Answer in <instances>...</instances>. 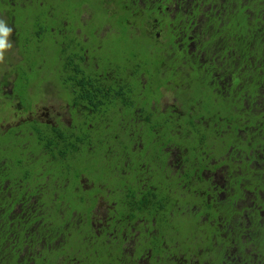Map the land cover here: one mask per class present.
Masks as SVG:
<instances>
[{"label":"trees","instance_id":"obj_1","mask_svg":"<svg viewBox=\"0 0 264 264\" xmlns=\"http://www.w3.org/2000/svg\"><path fill=\"white\" fill-rule=\"evenodd\" d=\"M138 2L0 0V11H8L11 17L21 6L38 7L42 18L28 15L15 21L21 28L29 18L34 20L31 28L21 29L28 30L30 36L20 33L18 44L26 43V49L20 47L24 55L25 50H34L28 39L36 40V44L45 39L53 42L55 35L60 86L69 84L65 98L71 108L69 124L31 119L0 128V264H120L111 255L106 257L114 250L110 247L115 241L111 237L101 235L93 240L88 253L79 249L71 234L75 217L67 207L73 211L91 206L84 203L78 189L80 177L92 173L111 191L109 200L115 204L108 211L113 217L125 224L138 220L140 235L142 220L154 218L165 226L151 235V243L141 239L134 251H126L119 261L141 264L142 258L147 264H169L163 260V240L170 242L174 233L183 231L186 220L179 219L172 209L175 204L168 202H187L198 184L208 186L209 179L200 178L201 170L215 157L219 161L214 167L224 165L218 188L232 191L222 199L224 205L217 195L208 203V218L199 226L208 233L210 242L197 245L204 248L215 240L216 254L224 256L227 264H237L232 260L238 258L242 263L257 256L264 260V224L260 226L251 214L245 217L242 209L234 208L241 194L264 196V0H142V7ZM172 3L186 6L185 10L171 11ZM84 14L90 15L85 22ZM137 18L135 30L132 24ZM105 24L110 25L107 31L102 27ZM153 24L156 27L152 29ZM117 30L125 40L124 61L113 65L109 59L103 64V40ZM157 31L166 32L165 42H160ZM93 54H97L94 65L89 59ZM99 59L101 68L97 65ZM38 66L18 64L13 68L16 76L11 91L0 90L3 106L17 105L26 111L37 103L39 97L31 94L34 86L27 72L41 69L42 64ZM113 67L120 71L118 75L129 70L138 75L130 77L127 85L116 83L108 76L114 73ZM140 74L158 83L157 98L165 82L177 87L179 107L170 105L152 119L154 111L141 109L136 114V106L113 95L121 94L124 86L130 91L134 86V91L140 93ZM103 78L112 83L102 86ZM199 104L203 105L200 110ZM204 118L218 125L205 131L196 121ZM221 130L225 131L222 135ZM206 133L216 135L212 138ZM170 141L186 147L193 156L199 154L200 164L198 172L194 174V168L185 179L178 177V172L166 179V184L173 186L162 190L163 184L156 185L159 176L153 168L159 161L161 143ZM139 144L142 148L132 147ZM257 150V163L250 169L251 175L243 179L232 164L243 162L247 152L255 155ZM74 154L76 161L72 160ZM64 176L69 184L60 183L54 188L52 181ZM198 179L202 182L197 183ZM215 201L218 208L213 205ZM195 221L193 218L192 223ZM171 264L177 262L172 260Z\"/></svg>","mask_w":264,"mask_h":264},{"label":"flooded vegetation","instance_id":"obj_2","mask_svg":"<svg viewBox=\"0 0 264 264\" xmlns=\"http://www.w3.org/2000/svg\"><path fill=\"white\" fill-rule=\"evenodd\" d=\"M182 7L183 6L180 4L174 5V3H172L171 11H174ZM164 8L168 9L167 6ZM11 19H12V23L14 24V30H15V31L13 30L12 36H15L17 26L15 25L16 23L14 22L13 16L11 17ZM137 21H138V18L132 24L135 30H138L136 26ZM156 21L157 20H155L153 23H156ZM105 25H102V27L104 28ZM155 27H156L155 24L151 25L152 29ZM160 33L161 31L160 32L157 31L156 36H159ZM16 41H17V38H16ZM18 46H19V49L20 47H22L21 49L23 48L26 49L25 47L26 43L18 44ZM192 47L193 46H191L190 48ZM119 72H114L113 74L110 73L108 74V76L109 78L115 79L116 83H124V85L128 84L127 80H130V77H137L138 75V74H133L132 70H129V71H125V72H128L129 76L124 77L125 74L121 75V73H123L121 72L118 75ZM15 76H16V73H15ZM140 78H141V83L143 82L146 83L147 79L144 78L142 74H140ZM103 79H104V82L101 83L102 86H107L109 85L108 83H112L110 81H107L108 82L107 83L106 78H103ZM165 85H167V82H165ZM149 90L152 91L153 89L150 88ZM10 91H11V88H10ZM139 91L140 93L135 92L134 86L131 91L128 90V86H124V88L122 87L121 94H116L115 92H113V95L116 98L118 97L119 100L121 99V97L123 99L125 98L129 104L136 106L135 107L137 110L136 114H138V111L141 109H144L146 111H149V110L154 111V114L152 115V119H154L158 115H161L160 113L167 109V108H164L163 110H160L159 107L155 104V102L159 100L162 94L159 95L157 98L156 92L154 93L153 96L150 97V94L152 92L148 93L147 91L146 93H144L145 91L141 89ZM160 91L162 92L163 89L161 88ZM38 97H39V101L41 104L42 99L40 98L39 95ZM66 102H67L68 114L71 120V108L68 103V99H66ZM35 106L36 104L31 105V107L26 111L27 112H30L32 110L34 111ZM19 108L22 109L21 107ZM202 108H203V105L201 104V106L198 109L200 110ZM31 119L32 120L36 119L40 122H46L52 125H58V122H50L45 119L42 120V117H32L30 119H25V120H31ZM208 120H211V118H208ZM217 125L218 123L216 125L214 124V126H217ZM215 132H217L216 129H215ZM206 135L214 138L216 134L206 133ZM132 147L142 148L141 144H139L138 146L133 145ZM257 151L258 152H256L255 155H254V152L252 151L247 152L244 155L243 162L240 161L239 163L232 164V166H234L233 168L235 169V171L243 179L246 176L251 175L250 169L254 167V165L257 163L256 159H257L259 150ZM201 153L204 155H207V153L205 152H201ZM157 155L159 157V161L157 162V164L154 166L153 169L155 170L156 173H158V176H159V180L156 185L159 186L160 184H163V186L160 188L162 190L167 188L168 186H173L172 184H166L167 182L165 180L174 176L177 172H178L177 173L178 177L181 176V179H185L186 177H188L187 173L192 172L194 168H195L193 171L194 174H196L199 170L198 168V165L200 164L198 160V157H200L199 154L198 155L194 154L193 156L192 153L190 154L188 152L186 147H182V146L179 147L176 145L174 141H170L166 145L161 143L157 151ZM137 158H139V156H137ZM76 159H77V154H74L72 156V160L76 161ZM218 161H219V158L215 157V159H212L207 162V165H209L208 167H205L201 170V175L203 174V176L200 178L203 180L209 179L210 182L208 186L206 187L203 184H200V185L198 184L197 191H195L193 198L191 200L187 202H181L179 204H177V202L173 200L168 202L169 205H172V203L175 204V207L172 209L176 211V213L179 216V219L184 218L186 220L185 221L186 226L184 227L183 231L181 230V231L174 233L173 238L171 239L170 242L166 240L167 238L163 240V246H164L163 248L165 249L164 252L166 253V257L163 260L168 261L169 264H171L172 260L176 261L177 264H227V261L224 256H220L216 254L217 246H215V240L209 246L204 247V248L202 246L197 245L198 242H203V243L210 242L208 233H206V231L201 226H199V224H203V221H205L208 218V215H209V210L207 209V205H209L208 203L213 198L216 200L215 196L217 195V199H221L222 201L221 204H222L223 203L222 199H224L225 196H227L232 191V189L228 188V191L225 192L224 190H220L218 188V183L219 181H221L222 183V175L224 176L223 174L224 165H220L218 167L213 166ZM140 165L143 166L144 162L140 163ZM235 171L232 170L231 171L232 174H234ZM87 176L82 175L80 177L79 179L80 188L78 189V192H80L83 195L84 203L87 205H91V206L87 210H82V209L76 210L75 209L73 211L71 207L69 206L67 207L68 211L74 214L72 215V217H75V219L73 220L74 225L71 226L72 228L71 234L73 235L75 240L77 239V244L80 245L79 249L84 250L83 252H88V253H90V248L92 247L93 240L97 239L101 235L111 237L112 239L115 240L112 242L110 246L114 250L111 251V254H108V255L106 254V257H109V255H111V258H114L116 261L118 260L120 264H123L119 260H121V258L126 255V251L129 250L130 252H133L136 245L140 243L141 239H144L146 243H151V241H153L152 240L153 238L151 235H153L155 232H159L160 229H164L165 226L160 222H155L154 218L152 219V221L142 220V223L144 225H141V228H142L141 235H143L141 236L139 233V229H137L138 220H135L134 224H129V223L125 224L124 221H122L119 218L113 217L112 214L108 211L109 207H113L115 202L112 200H109V195L111 191H108V189L105 188V185L103 184V182H101L102 180L101 179L97 180L94 173H92L91 175H87ZM227 177L229 178V176ZM57 179L52 181L51 183L53 184L54 188L59 186L60 183L62 185L63 183L69 184L70 182L67 176H64V178H61V179L59 178ZM94 180H97L98 182ZM201 182L202 181L198 179L197 183H201ZM46 183H47V180H46ZM215 183L217 184L213 186ZM164 184H166L167 186H165ZM46 188H48V186ZM258 193L260 194V192ZM241 195L242 197L238 198L235 201L234 208L240 209V210L242 209V211H244L242 215L245 217L251 214V216L255 218V222H257L260 226H262L264 224V196L261 195L259 196V198H256L254 197L255 193L253 192H247ZM217 204L218 203L216 201L213 203L215 208H218ZM222 205H224V203ZM166 208L171 209V207H166ZM193 218L196 219L194 223H192ZM218 219L220 220V218ZM130 228H132L133 230L130 231ZM79 229L81 230L79 231ZM63 235L64 234H61V238ZM164 237L165 236H163V238ZM235 239L236 238L234 237L233 241ZM124 243H126L128 246H125ZM249 250H250L249 248H245L246 252H249ZM128 255L132 256V254H128ZM95 258L100 259L101 257L95 256ZM248 259L250 262H244V263H242L240 261L241 259L239 258L235 259L236 261L233 259L232 263L254 264L256 262L263 261L262 264H264V260L259 259L258 256L254 257V259L253 257H250ZM139 262L141 264H147L146 261L143 260L142 258H139ZM161 264H164V263H161Z\"/></svg>","mask_w":264,"mask_h":264},{"label":"rangeland","instance_id":"obj_3","mask_svg":"<svg viewBox=\"0 0 264 264\" xmlns=\"http://www.w3.org/2000/svg\"><path fill=\"white\" fill-rule=\"evenodd\" d=\"M139 7H142V0H139L138 4ZM186 6H183V10H185ZM141 11V9H140ZM32 16L33 18L36 17H43L40 14V11L38 7L34 9H30L29 5L21 6L19 11H16L12 13V16L14 17V22L26 19L25 16ZM84 14L82 16L83 22L86 21V19L90 15ZM153 15H155L154 19H157V15L155 12H153ZM174 13L171 12L170 16L173 18ZM152 19V17L150 18ZM149 19V20H150ZM148 20V21H149ZM33 19L29 18L27 22L25 21L23 25H21V28L16 29L15 36H12L13 30H14V24L12 23V19L10 16V13L8 11L3 12L0 11V90L2 92H8L11 88V82L15 76L16 66L18 64H29L30 66L36 65V67L40 68L38 65L41 63L42 67L41 69L34 70H28L27 77L30 78L31 81H33L34 89L32 88L31 94L36 95L38 94L40 96L41 104L38 99L34 111H23L20 109L17 105L14 106H3V95L0 93V128L6 129L9 126L18 125L25 119H30L32 117H42V120H48L50 122H62V123H69L70 116L68 114V108H67V102L65 97H67L68 92V86L69 84L65 85L63 88H61V80L62 75L58 71V57L57 54L58 51V43L55 39V35H51L53 37V42H51L49 39H45V41L40 42L36 44V40H33L32 38L29 40V47L34 48L33 51H30L29 53L25 50L24 55L21 52V49H19L18 43L20 38V33L22 35L30 36L28 30H21L22 28H25L26 26H29L31 28L33 26ZM29 22V23H28ZM30 24V25H29ZM32 24V25H31ZM110 28L109 24H106L104 27V30H108ZM8 30V31H6ZM21 30V31H20ZM53 30V29H52ZM15 31V30H14ZM76 32H80V29H77ZM103 31L101 32V34ZM166 32H161L159 36L161 37L160 42H165L166 38L163 37ZM17 41H16V38ZM60 37H63V33L60 35ZM123 37L121 36V31L117 30V32L108 33L106 38L103 40V53L105 55H108V57L105 58V55L100 54L101 61L103 64L107 63L109 59L112 61L113 65L121 63L124 61V42ZM38 41V40H37ZM125 41V40H124ZM65 45V42L62 43V46ZM38 48H40L38 50ZM25 56V60H24ZM90 63L92 65L95 64V61L97 59V54H93L92 57H89ZM38 63H34V62ZM100 59L97 62V65L99 68H101L102 63ZM96 68V66L94 67ZM94 70V69H93ZM114 72H117L119 70H116L114 67L112 69ZM128 72L124 75V77H128ZM156 80V79H155ZM164 83V81H161V84ZM136 84V81L133 85ZM158 83L155 81L150 82L149 79H147L146 83H141L138 85L139 89L145 91V93L151 88L152 93L150 94V97L154 95L156 92L155 86ZM170 85V82L167 83L166 86ZM163 89L162 96L159 98L158 101L155 102V104L159 107L160 110H163L164 108H167L170 105L177 104L179 107L180 102L177 97V87H160L159 89ZM31 89V88H30ZM157 93V92H156ZM206 105H204L205 109ZM118 110H120L118 108ZM178 110V109H177ZM208 118H204L203 120H196L199 124L202 125V127L205 129L211 128V126H214V124H217V121L208 120ZM204 124V125H203ZM231 124V121L228 122V125ZM190 131V130H189ZM225 131H220L219 134H224ZM123 141H125V138H122ZM133 229L130 228V231ZM125 246H128L126 243H124Z\"/></svg>","mask_w":264,"mask_h":264},{"label":"clouds","instance_id":"obj_4","mask_svg":"<svg viewBox=\"0 0 264 264\" xmlns=\"http://www.w3.org/2000/svg\"><path fill=\"white\" fill-rule=\"evenodd\" d=\"M6 31H8V30H6Z\"/></svg>","mask_w":264,"mask_h":264}]
</instances>
